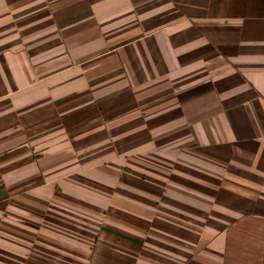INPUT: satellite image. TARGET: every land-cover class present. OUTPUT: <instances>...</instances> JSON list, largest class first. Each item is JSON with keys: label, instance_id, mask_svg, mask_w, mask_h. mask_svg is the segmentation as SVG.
I'll return each mask as SVG.
<instances>
[{"label": "crops", "instance_id": "obj_1", "mask_svg": "<svg viewBox=\"0 0 264 264\" xmlns=\"http://www.w3.org/2000/svg\"><path fill=\"white\" fill-rule=\"evenodd\" d=\"M0 264H264V0H0Z\"/></svg>", "mask_w": 264, "mask_h": 264}, {"label": "rangeland", "instance_id": "obj_2", "mask_svg": "<svg viewBox=\"0 0 264 264\" xmlns=\"http://www.w3.org/2000/svg\"><path fill=\"white\" fill-rule=\"evenodd\" d=\"M23 154V153H22ZM30 152H26V155H30ZM38 156H40L39 158H43L44 154H39ZM35 159H38L37 156H35ZM26 161L28 160V157L26 158V160L24 161L26 163ZM136 170V174L135 176L137 178H139L142 174L141 169H132V170H120V172H118L117 170H115V172H107L105 171L108 175H105V178H97L96 175L94 176H90L85 178V181L87 182V185L89 186V189L91 190V192L94 193H98L99 197H106V200H100L99 202H94L96 204V208L98 207H102L104 210H106L108 213L111 212L110 214H114L117 210H122L127 212V214H131V210H141L142 213L146 214L148 210L150 213V206H147L146 204H138V205H134L132 203H136L134 200L130 201V192H138L139 190H135V187L133 185H131V181L129 178H132V173H134ZM110 178H115L114 182H109ZM108 179L106 182H103V180ZM98 181L99 183H103V184H96L94 182ZM94 183V185L92 184ZM86 187V186H84ZM143 190V189H142ZM144 191V194H146V191ZM123 196V197H122ZM122 198L125 200H113L114 198ZM112 200H111V199ZM127 200V201H126ZM146 201H144L143 203H145ZM153 203V204H152ZM158 203L157 209H156V205ZM156 203V201H152L151 203H149L150 205H154V213L161 215V201L159 200ZM120 205V206H119ZM142 205V206H140ZM151 205V206H152ZM59 208H69V209H80V205L76 202V201H63L60 202L59 201ZM92 210V207H91ZM108 219L111 220H115L114 217H109ZM118 219V218H116ZM122 220V219H121ZM120 220V221H121ZM125 220L128 222L126 223V227L129 226H133L134 223L136 222L135 225L140 226V228L144 231L145 227H146V222L145 220L141 221L139 218L134 216V220L132 218H130V216H125ZM160 220V219H159ZM124 224V223H123ZM144 234V233H143ZM143 238H145V236L143 235Z\"/></svg>", "mask_w": 264, "mask_h": 264}]
</instances>
